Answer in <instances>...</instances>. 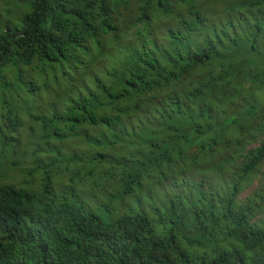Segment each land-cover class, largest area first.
I'll return each instance as SVG.
<instances>
[{
	"label": "trees",
	"instance_id": "16d2710c",
	"mask_svg": "<svg viewBox=\"0 0 264 264\" xmlns=\"http://www.w3.org/2000/svg\"><path fill=\"white\" fill-rule=\"evenodd\" d=\"M0 2V264H264V0Z\"/></svg>",
	"mask_w": 264,
	"mask_h": 264
},
{
	"label": "rangeland",
	"instance_id": "374dc122",
	"mask_svg": "<svg viewBox=\"0 0 264 264\" xmlns=\"http://www.w3.org/2000/svg\"><path fill=\"white\" fill-rule=\"evenodd\" d=\"M13 5H8L7 8L5 5H2L0 2V13L2 14L3 18L2 19H6L9 20V15H8V11L9 9H12ZM23 106H25V103H23Z\"/></svg>",
	"mask_w": 264,
	"mask_h": 264
}]
</instances>
